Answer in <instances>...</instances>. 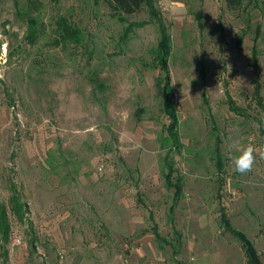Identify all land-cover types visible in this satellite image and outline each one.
Instances as JSON below:
<instances>
[{
    "label": "rangeland",
    "instance_id": "obj_1",
    "mask_svg": "<svg viewBox=\"0 0 264 264\" xmlns=\"http://www.w3.org/2000/svg\"><path fill=\"white\" fill-rule=\"evenodd\" d=\"M34 1L0 0V204L24 203L22 217L8 211L0 264H243L224 218L264 263V159L243 175L230 163L242 145L264 147L252 99L259 82L264 101V0H151L133 14ZM59 16L79 42L59 38Z\"/></svg>",
    "mask_w": 264,
    "mask_h": 264
},
{
    "label": "trees",
    "instance_id": "obj_2",
    "mask_svg": "<svg viewBox=\"0 0 264 264\" xmlns=\"http://www.w3.org/2000/svg\"><path fill=\"white\" fill-rule=\"evenodd\" d=\"M110 7L114 8L117 13L121 14H133L139 12L147 1L151 0H106ZM227 8L229 9H237L240 8L244 0H224ZM34 0H28V4H34ZM152 12V11H150ZM30 21V26H34V19L32 17H28ZM56 31L62 40L69 42H79L80 41V33L71 24L64 18L63 16H59L56 21ZM159 32L160 39L157 45V49L154 51V59L156 60V65L165 71L166 81L165 84L161 87L162 94V111L169 118V122L167 124L166 129L168 130V134L170 139L174 145H179L178 137H177V107L173 101L172 89H171V78L169 75L168 69V57L170 55V37L166 32L164 24H159ZM33 36V30L30 32L29 37ZM260 83L256 82L253 85L252 90V99L256 103V106L264 109V101H262V97L260 94ZM242 110V108H239ZM220 153L217 152V157H220ZM170 168V167H169ZM217 169L221 170V161L217 159ZM172 176V169L170 168L165 175L166 184L170 187L175 188L174 198H178L180 194L181 181L178 179L177 183H171L170 179ZM10 205L7 206L4 203L0 204V232L3 233L4 237H7L9 231V225L7 222L8 211H11L14 215L22 217L24 212L22 211V207L24 203H22L17 195H13L11 199H9ZM172 206L171 209L172 210ZM227 227L228 231L235 236L240 241V247L244 256L245 264H264L260 258L258 250L254 247L252 242H250L244 233L237 231L234 229L224 218L222 220Z\"/></svg>",
    "mask_w": 264,
    "mask_h": 264
},
{
    "label": "clouds",
    "instance_id": "obj_3",
    "mask_svg": "<svg viewBox=\"0 0 264 264\" xmlns=\"http://www.w3.org/2000/svg\"><path fill=\"white\" fill-rule=\"evenodd\" d=\"M238 154L230 156V163L234 170L243 175L253 170L256 163L257 155L260 159H264V147L257 148L252 144L242 145L238 150Z\"/></svg>",
    "mask_w": 264,
    "mask_h": 264
},
{
    "label": "crops",
    "instance_id": "obj_4",
    "mask_svg": "<svg viewBox=\"0 0 264 264\" xmlns=\"http://www.w3.org/2000/svg\"><path fill=\"white\" fill-rule=\"evenodd\" d=\"M204 250H205V249H204ZM204 250H203L202 246L200 245V246H199V252H203ZM241 254H242V253H241ZM241 256H242V259H243V264H245L244 256H243V255H241Z\"/></svg>",
    "mask_w": 264,
    "mask_h": 264
},
{
    "label": "built area",
    "instance_id": "obj_5",
    "mask_svg": "<svg viewBox=\"0 0 264 264\" xmlns=\"http://www.w3.org/2000/svg\"><path fill=\"white\" fill-rule=\"evenodd\" d=\"M17 242H18V240H17Z\"/></svg>",
    "mask_w": 264,
    "mask_h": 264
}]
</instances>
